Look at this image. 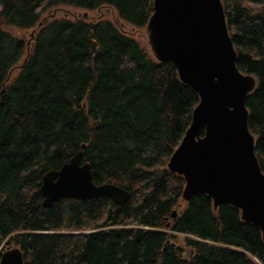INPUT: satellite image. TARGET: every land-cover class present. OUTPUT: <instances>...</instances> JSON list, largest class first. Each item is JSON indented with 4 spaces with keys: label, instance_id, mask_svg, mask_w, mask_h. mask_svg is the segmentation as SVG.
Returning a JSON list of instances; mask_svg holds the SVG:
<instances>
[{
    "label": "trees",
    "instance_id": "16d2710c",
    "mask_svg": "<svg viewBox=\"0 0 264 264\" xmlns=\"http://www.w3.org/2000/svg\"><path fill=\"white\" fill-rule=\"evenodd\" d=\"M222 1L237 64L257 78L247 107L264 172V0ZM0 5V250L20 247L26 264H264L262 233L237 207L215 210L196 194L173 217L186 181L168 162L200 97L126 30L147 27L154 0ZM66 7L97 11L67 10L39 26L46 11ZM26 30L34 38L19 34ZM80 151L95 183L126 188L131 199L45 206L44 174ZM173 232L188 235L190 257Z\"/></svg>",
    "mask_w": 264,
    "mask_h": 264
},
{
    "label": "water",
    "instance_id": "95a60500",
    "mask_svg": "<svg viewBox=\"0 0 264 264\" xmlns=\"http://www.w3.org/2000/svg\"><path fill=\"white\" fill-rule=\"evenodd\" d=\"M146 31L155 57L172 61L181 80L200 97L191 124L168 163L172 172L186 180L183 198L189 201L196 194H207L214 209L222 204L237 207L244 221L260 229L264 242V172L247 107L257 78L237 64L222 0H154ZM41 193L45 206L63 198L109 197L117 205L131 199L126 188L95 183L82 151L60 169L44 174ZM0 264H25L23 251L6 249Z\"/></svg>",
    "mask_w": 264,
    "mask_h": 264
},
{
    "label": "rangeland",
    "instance_id": "374dc122",
    "mask_svg": "<svg viewBox=\"0 0 264 264\" xmlns=\"http://www.w3.org/2000/svg\"><path fill=\"white\" fill-rule=\"evenodd\" d=\"M0 8H1V5H0ZM67 10H71L73 12V14H76V15L77 14L78 15L87 14V16H88V13L90 12L89 10H86V9H83V8H76V7H66V9L53 8L50 11L48 10V11H46L43 14V16H42L43 20L42 21L46 22V21H50V20H52V19H54L56 17H62V16H64V14H66L65 12ZM96 11H91L90 12V16H93L94 15L93 13H95ZM104 12L108 13V12H110V10H104ZM109 16L111 18H113V20H116L115 12L111 11ZM126 30L128 32L134 34L144 44V46L148 50H150L151 53H153V51L151 49V46L149 44L148 33L146 31V28H143V29L132 28V26H130V25L128 26L127 25ZM14 32H16V31H14ZM33 32L26 30V31L20 32L19 34L21 36H23V35L26 36L27 34H29V36H30ZM31 39H32V36H31ZM30 43H31V40L28 41V45H30ZM29 50L30 49L27 48V53H28ZM16 71H18V70H16ZM15 72H13V73H15ZM185 207H186V202H185L184 199H181L180 200V205L177 207L178 210H176V212L184 209ZM173 235H175V238H173V242L182 248L185 257H190L193 254V250H192V248L190 246H188L186 244V239H187L188 235L187 234H183V233H177V232H175V233L173 232Z\"/></svg>",
    "mask_w": 264,
    "mask_h": 264
},
{
    "label": "bare ground",
    "instance_id": "6f19581e",
    "mask_svg": "<svg viewBox=\"0 0 264 264\" xmlns=\"http://www.w3.org/2000/svg\"><path fill=\"white\" fill-rule=\"evenodd\" d=\"M213 206H214V201H213ZM221 206V205H220ZM13 247H17V246H9V248H13ZM7 249V248H6ZM6 249H1L0 250V255L6 250Z\"/></svg>",
    "mask_w": 264,
    "mask_h": 264
}]
</instances>
